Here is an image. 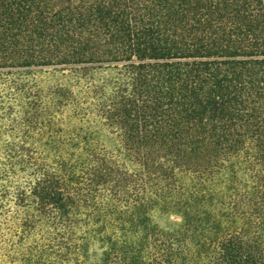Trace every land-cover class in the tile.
<instances>
[{
	"label": "trees",
	"instance_id": "16d2710c",
	"mask_svg": "<svg viewBox=\"0 0 264 264\" xmlns=\"http://www.w3.org/2000/svg\"><path fill=\"white\" fill-rule=\"evenodd\" d=\"M0 264H264V0H0Z\"/></svg>",
	"mask_w": 264,
	"mask_h": 264
},
{
	"label": "rangeland",
	"instance_id": "374dc122",
	"mask_svg": "<svg viewBox=\"0 0 264 264\" xmlns=\"http://www.w3.org/2000/svg\"><path fill=\"white\" fill-rule=\"evenodd\" d=\"M97 138V139H96ZM95 141L100 145H104L108 148H112L114 146V135L106 130L102 129L98 135L96 136ZM161 215V216H158ZM156 221L159 223L161 227L167 229H175L178 228L180 225L184 223V217L179 213L175 212H166L165 214H157ZM102 257V248L97 247L96 249L92 250L90 261L91 262H99Z\"/></svg>",
	"mask_w": 264,
	"mask_h": 264
}]
</instances>
